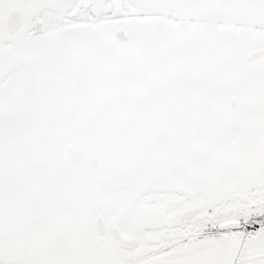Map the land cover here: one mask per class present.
<instances>
[{
  "label": "snow or ice",
  "instance_id": "6c2138e0",
  "mask_svg": "<svg viewBox=\"0 0 264 264\" xmlns=\"http://www.w3.org/2000/svg\"><path fill=\"white\" fill-rule=\"evenodd\" d=\"M0 264H264V0H0Z\"/></svg>",
  "mask_w": 264,
  "mask_h": 264
}]
</instances>
